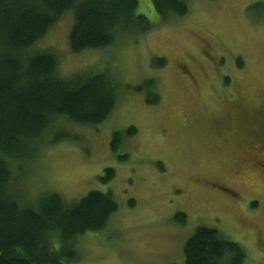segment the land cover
<instances>
[{"label":"rangeland","instance_id":"374dc122","mask_svg":"<svg viewBox=\"0 0 264 264\" xmlns=\"http://www.w3.org/2000/svg\"><path fill=\"white\" fill-rule=\"evenodd\" d=\"M263 3L189 0L186 16L161 23L151 1L139 0L137 14L152 25L144 35L74 55L66 14L35 45L54 52L61 78L107 70L120 85L107 121L94 128L57 121L53 136L80 140L49 147L48 138L43 155L15 172L13 190L27 205L51 193L69 203L112 193L117 212L105 230L78 241L80 260L71 264H185V245L201 227L238 245L246 264H264V174L255 166L264 144ZM149 80L158 105L137 91ZM132 127L136 136L112 153L113 134ZM106 169L116 173L108 183Z\"/></svg>","mask_w":264,"mask_h":264},{"label":"trees","instance_id":"16d2710c","mask_svg":"<svg viewBox=\"0 0 264 264\" xmlns=\"http://www.w3.org/2000/svg\"><path fill=\"white\" fill-rule=\"evenodd\" d=\"M150 1L161 23L189 12V0ZM138 8L139 0H0V264L78 262V241L105 230L117 212L112 193L90 192L72 203L51 193L27 205L19 201L13 184L15 172L20 175L23 166L43 155L46 139L49 147L80 140L67 132L53 136L50 130L57 121L97 127L115 111L120 96L112 72L88 70L61 78L54 52L35 51V45L60 18L72 14V54L111 48L151 30L149 20L137 14ZM165 65L166 60L155 64L159 69ZM156 85V80H149L137 89L148 92L149 105L161 102ZM136 134L134 127L115 132L112 153L119 152L123 139ZM115 175V170L106 169L103 182ZM177 220L186 225L184 214H178ZM184 256L185 264H246L244 250L205 227L188 240Z\"/></svg>","mask_w":264,"mask_h":264},{"label":"flooded vegetation","instance_id":"af4514ba","mask_svg":"<svg viewBox=\"0 0 264 264\" xmlns=\"http://www.w3.org/2000/svg\"><path fill=\"white\" fill-rule=\"evenodd\" d=\"M255 166L257 167L259 172L264 174V144L262 146V150L258 152V159H255ZM234 195L236 196L237 194Z\"/></svg>","mask_w":264,"mask_h":264}]
</instances>
